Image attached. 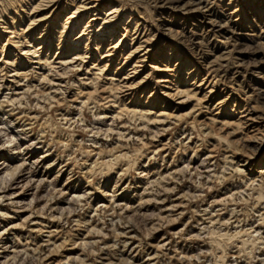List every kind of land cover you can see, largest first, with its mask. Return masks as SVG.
Here are the masks:
<instances>
[{
  "label": "rangeland",
  "instance_id": "1",
  "mask_svg": "<svg viewBox=\"0 0 264 264\" xmlns=\"http://www.w3.org/2000/svg\"><path fill=\"white\" fill-rule=\"evenodd\" d=\"M143 2L0 0V60H4L0 61V78L4 73V78L9 79L6 77L8 71L14 69L5 64V60L23 63L22 58L26 55L22 51L28 41L33 43L32 40L40 36L44 37L40 50L43 59L49 58L51 61L62 57L56 55L59 45V52H64L63 57L71 58L75 52L82 53L84 41L79 44L80 50L76 51L71 49L72 42L76 44L75 39L84 32V24L93 14L90 13L91 5L99 3L101 6L94 12L97 22L89 23L95 24V27L96 24H102L101 18L108 8L117 9L112 23L103 25L105 35L101 45L115 32L114 40L121 39L116 55L100 59L99 66L104 68L103 74L95 75L98 78L95 85L99 92L100 89L108 90L110 77H114L115 84L123 76L130 75L133 76L131 89L125 92L126 95L120 94L119 101H123L127 107L152 112L146 113L151 120L157 119L161 111L176 116L195 107L191 116L182 117L179 121L168 118L162 126L148 124L146 119H133L128 114L116 117L113 111L117 112L114 107L117 104H112V101L100 107L97 103L95 106L89 103L81 112L77 109V103L68 109V104L64 102L49 112V118H46V113L38 114L41 118L32 128L18 136L22 138L30 135L26 140L40 136V124L45 123V138L37 145L39 147L30 159H35L42 151L49 149L51 156L46 163H54L42 177L40 175L45 171V163L32 169L38 176L35 177L38 183L34 182L37 186L30 185L24 192L29 195L20 198L26 204L24 208L28 207L24 213L13 214L12 211L20 209L9 204L6 206L5 201L0 203V211L14 216V219L4 221L0 215V226L15 222L21 224L7 232L8 237L16 234L10 242L0 239V256H3L0 257V264H5L4 261L6 264H264V261L255 258L258 255L264 257V244L255 241L256 231L264 233V222L258 225L262 203L257 201L258 194L264 190V177L261 183L257 176L259 162L264 164V5L258 7L257 0H209L208 10L217 17L216 21L223 22L221 16L232 13L225 20L232 23L235 31L226 41L208 33L204 44L198 46L195 43L199 34L205 33V29L200 24L194 26L195 22L191 20L193 15L178 12L177 9H159L152 0ZM245 14L249 18L248 22L242 21V15ZM71 15L68 24H64L65 18ZM128 17L135 21L124 26L128 30L124 33L120 26ZM12 27L28 30L26 37L9 38L11 33L6 32ZM90 30V46L86 51L89 54L83 58V63L80 56L77 61V64H82V71L68 74V82L76 85H79V78L92 77L90 74L83 75V70L89 69L90 63L97 61L106 49L102 47L96 52L94 44L101 40L96 41V32ZM193 32L194 36L189 37ZM247 33H253L254 36L249 37ZM17 40L19 43H16ZM41 40L34 43V48L38 47L36 44ZM138 44H142L141 49L132 53L131 50ZM143 48L148 52L145 56H141ZM217 57H222V60ZM118 63L122 67L116 70ZM43 64L45 62L41 60L36 65L28 63V66L37 67L41 71L39 69L45 68ZM208 64L211 65L209 69ZM154 65L158 70L151 69ZM135 68L137 72L133 73ZM166 68L169 71H162ZM33 70L37 74V69ZM167 76L170 77V83H159L160 79ZM204 76L206 79L203 85L197 87ZM208 78H211V82ZM32 81L33 78L27 83L33 84ZM70 84L65 92L66 98H71L76 91ZM176 88H191L189 94L197 93L186 99L184 94L175 96ZM205 96L209 101L207 110L196 102ZM182 100L186 101L178 103ZM33 102L30 97L22 101L21 107L38 111L35 105L32 106L35 104ZM43 105L48 108L47 103ZM250 109L262 118L257 126L260 130H254L257 133L251 131L256 127L255 124L248 123L240 127L238 123L240 115L245 118ZM63 112H67L66 120H62L58 114ZM99 113L111 114L112 118L106 119L105 123H111L113 132H106L102 122L96 119ZM120 132L126 133L121 135ZM252 137L255 140L260 138L258 143L261 147L257 151V143L252 142ZM49 139L52 144L47 147ZM161 144L163 148H160ZM11 149V144L6 143V138L0 135V155L11 154ZM94 149L101 151L97 155ZM237 150L240 152H235ZM240 168L243 173L237 171ZM175 169L180 172L172 180L167 173ZM144 171L149 173L146 177L141 175ZM11 181L9 177L0 181V186H4L0 187V195L10 192L13 186ZM63 186L66 192L61 195L60 189ZM107 192L114 197L111 199L104 196L103 193ZM71 194L81 197L75 198ZM123 204H127V208ZM34 207L39 210L38 213ZM162 208L170 209L163 212ZM29 213L33 215L31 220L21 222L22 216L24 218ZM32 220L43 222L44 227L31 230ZM79 239H84L82 244ZM36 249H39L38 252Z\"/></svg>",
  "mask_w": 264,
  "mask_h": 264
},
{
  "label": "bare ground",
  "instance_id": "2",
  "mask_svg": "<svg viewBox=\"0 0 264 264\" xmlns=\"http://www.w3.org/2000/svg\"><path fill=\"white\" fill-rule=\"evenodd\" d=\"M90 1V0H89ZM140 1H148V0H140ZM219 1H223V0H219ZM143 2V3H144ZM153 4L155 6H158L160 7L159 9L161 8H167V9H177L178 12H183V13H190L191 15V20L193 22H195L194 26L196 25H202V29H205V33L204 34H199V38L197 39V42L195 43L196 45L200 46V45H203L204 44V38H207L206 37V34L208 33H211L212 34V37H221L223 39H229V35H233L234 34V27L233 25H231L228 20H225L226 17H229L230 14H232L231 12H229L227 14V16H225L226 14H223L221 17H223L224 21L221 22V21H216L217 17H215L212 13L209 12L208 10V3H209V0H152ZM256 3V2H255ZM257 4H258V7H261L264 5V0H257ZM101 4L99 3H96L95 5H91L90 7V13L93 12V14H91L89 20L87 22H85L84 26L85 29L83 30L84 32H82V34H80L79 36H77V38L75 39L77 42L75 44V41L72 42V45H71V49L73 50H80V46L79 44L82 43L84 41V51L81 53H76L75 52V56L72 55L71 58L69 57H63L64 56V52H59L60 49H61V45H59V47L57 48V52H56V55L59 54V56L61 55L62 57H57V58H53L51 61L49 60V58H45L43 59L42 55H41V48L43 47V44H44V40H43V36H40L37 38V40H32L33 43H29L30 41H28V45L26 46V48H24V50L22 51V53L24 55H26L24 58H22L23 60V63H15V62H11L10 60H5V64L7 65H10L12 67H14L13 70H10L8 71V75L6 77H8L9 79H6L4 78L5 74L3 73V76L0 78V135L3 136L4 138H6V143H10L11 146H12V149L10 150L11 151V154H8L7 156L6 155H0V181H3V179L5 180L6 177L8 179H11L13 180V186L9 189L10 192L7 193V194H2L0 195V203L1 202H4L5 205L6 204H9L15 208H18L20 209V211H12L13 214H18V213H24L26 211V209L28 208H24V202H22L20 200V198H22V196L24 195H29V194H24L25 191H27V188L33 184V186H37L35 185L37 180L35 179V177L37 176L36 174H34V171H32V169L38 167L39 165L45 163V171H43L41 173V177L42 176H45V174L50 171L51 167L53 166V161H49L50 163H46V160L50 155V152L48 150H44L40 153L39 156H37L35 159H30L31 158V155H33L35 153V151L38 149L39 146L37 145H40L42 143V139L45 138V133L44 132V128H46V124H40V130H41V135L40 136H36L34 137L33 139H29V140H26V138L28 139V137H30V135H26L24 137H20L18 136V134L22 133V134H25L26 133V129H31L32 128V125L35 124L39 118H41L38 114L42 113H46V118H49V112L52 111V109L56 106H59L61 103L64 104V102L67 105V108L69 109L70 106H74L73 104L77 103V109L79 110V112L82 111V108L87 106L89 103L93 104L95 106V104L97 103L100 106H104V104H108L112 101V104H117L116 106H114L115 108H117V112L114 110L113 114H115L116 117H120V115L122 114H128L131 118L133 119H137V120H141V121H144L145 119L147 120V123L148 124H157L159 126H162L163 124H165V120L168 119V118H173V119H176L177 121L183 119L182 117H189L191 116V112L194 110V106L191 107V109L185 114H180V115H176V116H171V114H164L163 111H161L159 114H157L156 117H158L157 119H149L147 118V115L146 113H149L151 114L150 112H147L145 111V109H137L135 107H132V106H129L127 107L126 104H124L123 101H119L120 97L119 95L120 94H125V92H127L128 90L131 89V79L133 76H123V78L119 79V81H116V83L114 84L113 81L114 80V77H110L108 80H110V85L107 87L108 90L107 91H104L100 89V92L99 90L96 88V82L95 80L98 79V78H95V75H98V76H101L103 74V70L104 68H100L99 66V63H100V59H107V58H112V56H114V54L119 50V42H121V39L118 38L117 40H114V36L116 35V32L115 33H112L109 35V40H105V44L101 45L102 42H104L103 40V37H104V33H105V30L103 28V25H105L106 23L108 24H111L112 21H113V18L116 17V12H117V9L116 8H113V7H110L108 8V11H106L103 15V18L102 19V24H96V27L94 26L95 24L91 25L92 22L95 21V23L97 22V19L98 18H95V14L94 12L98 11L97 10V7H100ZM77 12H73V14H76ZM115 14V15H114ZM98 15V14H97ZM219 17V18H221ZM69 18H72V15L71 16H68L65 18V22L64 24H68V20ZM242 21L244 22H248V17L247 15H242ZM134 19H131V18H126L123 22V24L120 26L121 27V30L125 32H128V30L126 29L127 27H124V26H128L130 25V23L133 21ZM135 21V20H134ZM70 23V22H69ZM91 23V24H89ZM138 23V22H136ZM75 24V23H74ZM246 24V23H245ZM137 25V24H136ZM65 27V26H63ZM236 27V25H235ZM66 28V27H65ZM95 28V29H94ZM237 28V27H236ZM90 29H93L92 32H96V36H95V40L99 41V39L101 41L97 42L96 44V52L100 51V49L102 47H105V51L103 54H101L99 57H98V60L95 61V62H92L90 63V68L89 69H84L83 70V75H91L92 77H82V78H79V82L77 81V83H79V85H76L75 83H70L68 82V74H70V72L72 71H82V64H77V61L79 60V57L80 56V60L82 61V63L84 62L83 61V58H87L88 55L86 54H89L88 52H86L88 50V47L90 46V44L88 43L89 40H90V33H91V30ZM28 30H25V29H16L15 27H12L10 29L4 32L6 33H11L10 37L9 38H16V39H19L21 38V36H24L26 37V33H27ZM70 32V31H69ZM109 33V32H108ZM194 32L189 36V37H192L194 36ZM107 35V34H106ZM124 35V34H123ZM122 35V36H123ZM188 35V34H187ZM225 35V36H223ZM228 35V36H227ZM247 36L249 37H253L254 34L253 33H247L246 34ZM121 36V37H122ZM185 36V35H183ZM186 37V36H185ZM41 40L39 41L36 45L38 46L37 48H34L35 45L34 43L38 40ZM213 39V38H212ZM113 41V42H112ZM188 41V40H187ZM190 41V40H189ZM207 41V40H206ZM107 42V43H106ZM212 42V41H211ZM16 43H19V40H17ZM70 43V42H69ZM141 43V42H140ZM145 43V41L143 42ZM207 43V42H206ZM206 45V44H205ZM51 47V44H49V48ZM142 47V44H138L137 46H135L133 48V50H131L132 53H136L139 49H141ZM249 47V46H248ZM198 48V47H197ZM146 48H143L142 51H144L141 56H145L148 52L145 50ZM64 50V49H63ZM94 50V48H93ZM244 50V49H243ZM141 51V50H140ZM204 53V52H203ZM220 54V53H219ZM116 55V54H115ZM67 56V55H66ZM91 56V55H90ZM55 57V56H54ZM104 57V58H103ZM96 58V57H95ZM141 58V57H140ZM146 58V57H145ZM220 61L222 60V57H217ZM224 58V57H223ZM25 59V60H24ZM216 59V57H215ZM214 59V60H215ZM3 60V59H2ZM0 60V61H2ZM43 60L45 62V68L47 67V69H39L41 71H38V68L37 67H31L28 66V63H31V64H38L40 63V61ZM90 60V59H89ZM4 61V60H3ZM261 61V60H260ZM258 61V63L260 62ZM257 63V62H256ZM108 65V61H106V65ZM118 65H120L119 63L116 65V70L117 69H120L122 66L120 65L118 67ZM133 67H138V66H133ZM211 67L210 64H208V69ZM1 68V67H0ZM42 68V67H40ZM87 68V67H86ZM207 68V67H206ZM33 69H37V74H34L35 72H33L34 70ZM133 69V68H131ZM151 69H157L158 70V67H156L155 65L154 66H151ZM207 69V71H208ZM23 70V71H22ZM46 70V71H45ZM93 70V71H91ZM188 73L190 74L191 71L190 69L188 68ZM4 71V70H2ZM162 71H169V69H165V70H162ZM53 72V73H52ZM95 72V73H94ZM136 68L135 70H133V73H136ZM52 73V74H51ZM33 74V75H32ZM35 75V76H34ZM206 75V74H205ZM33 76V77H32ZM170 76V75H169ZM167 76V77H164L163 79H160L159 80V83H163V84H168L170 83V77ZM210 77V76H209ZM31 78H33V84L31 83H27L28 80H31ZM38 78V79H37ZM213 78V76L211 77ZM211 78L209 79V81L211 82ZM206 79V77L204 76L202 78V81H200L198 84H197V87L203 85V82L204 80ZM74 80V79H73ZM113 83V84H112ZM213 83V82H212ZM69 84L72 86V87H75V90L73 92V94L71 95V98H68L70 96H68L66 98L65 96V92L66 90L68 89L69 87ZM162 87H167L165 85H163ZM192 89L189 88L187 90H181V89H178L176 88L174 90L175 92V96H178V95H183L185 96L186 99H188L189 97L191 96H194L197 91L195 93H192V94H189V91H191ZM210 92V91H208ZM108 94L104 97V94ZM67 94V93H66ZM60 95V96H59ZM169 95V94H168ZM31 97V99H33V101L35 102V104H33L32 106L34 107H37L38 111L36 110H29L30 108H25L24 107H21L22 104V101L23 100H26ZM205 97H202L201 99H198L196 102H199V105L200 107L202 108H205L206 110L208 109V100L205 99ZM147 101V100H146ZM186 100H182L178 103H183L185 102ZM33 102V103H34ZM114 102V103H113ZM132 101H129L128 103H131ZM27 103V102H25ZM32 103V102H31ZM41 103V104H40ZM44 103H47L48 104V108L46 109L44 107ZM72 104V105H71ZM55 105V106H54ZM121 105V107H120ZM75 107V106H74ZM111 107V106H110ZM181 107V106H179ZM22 109V110H21ZM24 109V110H23ZM76 109V108H75ZM253 109V108H252ZM250 109V112H248V114L246 115L245 118H243V116L240 115L239 117V125L240 127L242 126H245L247 125L248 123H253L256 125V127H252L253 129H251V131L253 130L254 133H257L255 131H259L260 128L257 127L259 124H260V120L262 119L260 117V114L259 115H256L257 112L255 110H252ZM17 110V111H16ZM16 111V112H15ZM58 112V111H56ZM116 112V113H115ZM245 112V111H244ZM66 113L67 112H63V113H58L60 117H62V120H66ZM109 113V112H108ZM108 113H99L98 115V118H96L99 122H102V125L105 127V131H111V123L108 121L109 124H106V119H109V118H112L113 114H112V111H111V114L108 115ZM243 113V112H242ZM246 113V112H245ZM69 115V114H68ZM58 116V115H57ZM114 116V117H115ZM44 117V116H43ZM115 117V118H116ZM14 118V119H12ZM243 118V119H241ZM118 119V118H117ZM68 120V119H67ZM27 121V123H25ZM69 121V120H68ZM97 121V122H98ZM111 121V120H110ZM45 122V121H44ZM113 122V121H112ZM213 122V120H212ZM233 124V123H232ZM236 124V123H235ZM45 127H44V126ZM83 125V124H82ZM254 125V126H255ZM26 126H28L26 128ZM35 126V125H34ZM113 126V125H112ZM122 126V125H121ZM205 126V125H204ZM252 126V125H251ZM98 127V126H96ZM101 127V126H100ZM262 127V126H261ZM99 128V127H98ZM98 128H97V131H98ZM44 129V130H43ZM205 129V128H204ZM241 129V128H240ZM262 129V128H261ZM101 130V129H100ZM120 130V129H119ZM167 129H163V131H166ZM244 130V129H243ZM255 130V131H254ZM95 131V130H94ZM117 131V129H116ZM263 131V130H262ZM100 132V131H99ZM103 132V131H102ZM105 132V134H106ZM113 132V130H112ZM119 132V131H118ZM31 133V132H30ZM101 133V132H100ZM104 133V132H103ZM121 133V132H120ZM120 133H117V134H120ZM126 133V132H124ZM124 133H121L124 134ZM154 133V132H152ZM51 134V133H50ZM96 134V133H95ZM112 134V133H110ZM127 135V134H126ZM155 135V134H154ZM255 135V134H254ZM258 135V134H257ZM261 135V134H259ZM120 136V135H119ZM118 136V137H119ZM130 136V135H129ZM121 137V136H120ZM126 137V136H125ZM257 137V136H255ZM255 137H252L254 138V143H257L256 144V151L261 147L260 144L258 143L260 138H256L255 140ZM260 137V136H258ZM129 138V137H128ZM251 138V137H250ZM121 139V138H120ZM123 139V138H122ZM125 139V138H124ZM187 139V138H186ZM189 139V138H188ZM249 139V138H248ZM5 140V139H4ZM3 140V141H4ZM87 140V139H86ZM250 140V139H249ZM253 140V139H252ZM2 141V140H1ZM248 141V140H247ZM4 143V142H3ZM1 142V144H3ZM161 143V142H160ZM52 144L51 142V139H49L48 143H47V147L50 146ZM6 145V144H5ZM94 145V144H93ZM97 145V144H96ZM180 145V144H179ZM252 146V145H251ZM260 146V147H259ZM5 147V146H4ZM164 145L161 144L160 148H163ZM197 147V146H196ZM227 147V146H226ZM95 148H98L95 146ZM230 148V147H229ZM251 148V147H250ZM253 148V147H252ZM9 149V148H8ZM93 149V147H92ZM158 149V148H157ZM233 149V148H232ZM96 151V154L98 155L99 152L101 151V149H94ZM92 150V151H94ZM155 150V149H154ZM192 150V149H191ZM234 150V149H233ZM242 150V149H241ZM250 150V149H249ZM253 150V149H252ZM231 151V150H230ZM240 152V150H237L235 152ZM5 152V151H4ZM238 152V153H239ZM253 153V152H252ZM99 157V156H98ZM58 159V158H57ZM112 159V158H111ZM225 159V157H224ZM227 159V158H226ZM98 161V160H97ZM57 162V161H56ZM55 162V163H56ZM208 163V162H207ZM58 164V163H57ZM201 164V163H200ZM199 164V165H200ZM246 164V163H245ZM260 165L258 167V170H257V173H258V177L260 178V181L261 183H263V177H264V164H262L261 162H259ZM201 166V165H200ZM60 167V166H59ZM170 167V166H169ZM222 168V167H221ZM200 169V168H198ZM26 170V172H24ZM61 170V169H59ZM223 170V169H222ZM236 170V169H235ZM149 171V170H148ZM147 171V172H148ZM179 170H173V171H168L167 173V176L168 178L170 177L172 180L175 179V176H176V173L178 172ZM225 171V170H224ZM238 172L240 173H243V171L240 169L237 170ZM147 172H143L141 173L142 177H146L149 173ZM180 172V171H179ZM213 174V173H212ZM217 175V174H216ZM39 176V177H40ZM200 177V176H199ZM14 178V179H13ZM38 178V176H37ZM254 178V177H253ZM44 179V178H43ZM206 179V178H205ZM42 180V179H41ZM220 180V179H219ZM40 181V179L38 180ZM50 181V180H49ZM152 181V180H151ZM154 181V180H153ZM35 182V184H34ZM43 182V180H42ZM46 182L48 183V180H46ZM45 182V183H46ZM247 182V181H246ZM5 183V182H4ZM7 183V182H6ZM41 183V182H39ZM44 183V182H43ZM149 183V182H148ZM1 184V183H0ZM9 184V183H8ZM42 184V183H41ZM49 184V183H48ZM52 184V183H51ZM153 184V183H152ZM5 185V184H3ZM7 185V184H6ZM145 185V184H144ZM8 186V185H7ZM6 186V187H7ZM50 186V185H49ZM48 186V187H49ZM157 186V185H156ZM0 187H4V186H0ZM9 187V186H8ZM39 187V186H38ZM64 187V186H63ZM87 187L89 188V184L87 185ZM210 187V186H209ZM263 187V185L261 186ZM33 188H36V187H33ZM40 188V187H39ZM114 188V187H113ZM5 189V188H4ZM58 189V188H57ZM60 189V188H59ZM66 189L65 187L64 188H61L60 189V193L61 195L64 194L66 192ZM78 189V188H77ZM242 189V188H241ZM260 189L259 188V192H260ZM264 189V188H262ZM32 190V189H31ZM36 190V189H35ZM39 190V189H38ZM81 190V189H80ZM87 190V189H86ZM114 190V189H113ZM244 190V189H243ZM34 191V190H33ZM232 191V190H231ZM29 192V191H28ZM56 192V191H55ZM74 192H77L76 190ZM106 192V191H105ZM147 192V191H146ZM239 192V191H238ZM241 192V191H240ZM244 192V191H243ZM3 193V192H2ZM36 193V192H35ZM54 193V192H53ZM52 193V194H53ZM262 193V194H261ZM258 194L257 196V201L260 203H262V206H261V210L260 211L259 209L257 211H260L259 212V219L258 221L260 222L258 225L260 224H263L264 222V190L263 192H261ZM32 194V193H31ZM30 194V195H31ZM47 194V193H46ZM87 194H88V191H87ZM104 196L106 197H110L112 199V197H114L111 193H103ZM114 194V193H113ZM33 195V194H32ZM60 195V194H59ZM58 195V197H59ZM72 195V194H71ZM34 196V195H33ZM57 196V195H55ZM45 197V196H44ZM48 197V196H47ZM54 197V196H53ZM66 197V196H65ZM72 197H81L80 195H72ZM83 197V196H82ZM69 198V197H68ZM71 198V196H70ZM109 198V199H110ZM228 198V197H227ZM35 199V198H34ZM37 199V198H36ZM46 199V197H45ZM50 199H51V196H50ZM107 199V198H106ZM218 199H221V198H218ZM69 200V199H68ZM71 200V199H70ZM82 200V199H81ZM26 201V200H25ZM29 201L30 198H29ZM49 201V200H48ZM47 201V203H48ZM78 201V200H77ZM225 201V200H224ZM7 202V203H6ZM69 202V201H68ZM81 202V201H80ZM115 202V201H114ZM113 202V203H114ZM63 203V202H62ZM102 203V202H101ZM100 203V204H101ZM107 203V202H106ZM105 203V204H106ZM116 203V202H115ZM114 203V204H115ZM159 203V202H158ZM157 203V204H158ZM180 203V202H179ZM44 204V203H43ZM70 204V203H69ZM80 204V203H79ZM98 204V203H97ZM3 205V204H2ZM30 205H31V202H30ZM29 205V206H30ZM35 205V203H34ZM53 205L52 204V208H53ZM56 205V204H55ZM103 205V204H101ZM113 205V204H111ZM116 205V204H115ZM119 205V204H117ZM124 205V204H123ZM261 205V204H259ZM7 206V205H6ZM26 206V204H25ZM28 206V204H27ZM40 206V205H38ZM44 206V205H42ZM50 206V205H49ZM48 206V207H49ZM66 206V205H65ZM68 206V205H67ZM126 206H128L126 204ZM124 205V208L126 207ZM175 206V205H174ZM10 207V206H8ZM101 207V206H100ZM106 207V206H105ZM168 207V206H167ZM170 207V206H169ZM176 207V206H175ZM12 208V207H11ZM32 208V207H31ZM35 208V207H34ZM46 208V207H45ZM61 207H59L60 209ZM68 208V207H67ZM111 208V207H109ZM127 208V207H126ZM129 208V207H128ZM172 208V207H171ZM1 209V208H0ZM33 209V208H32ZM36 209V213L39 212V210ZM43 209V208H42ZM41 209V210H42ZM51 209V208H50ZM57 209V207H56ZM167 209H170V208H167ZM167 209H164L162 208L163 212L166 211ZM9 210V209H8ZM16 210V209H14ZM28 210V209H27ZM31 209H29L30 211ZM49 210V209H48ZM58 210V209H57ZM71 210V209H70ZM131 210V209H130ZM237 210V209H236ZM34 211V209H33ZM38 211V212H37ZM50 211V210H49ZM59 211V210H58ZM134 211V210H133ZM176 211V210H175ZM28 212V211H27ZM45 212V211H44ZM160 212V211H159ZM53 213V212H52ZM51 213V214H52ZM170 213V212H169ZM231 213V212H230ZM40 214V213H39ZM255 214V213H254ZM0 215L2 216V219L4 221H8L9 219H14V216H12V213H8L6 211H0ZM93 215V214H92ZM159 215V214H158ZM164 215V214H163ZM33 215H31V213H29L28 215L26 214V216H22V219H21V222L26 220L27 219H30ZM21 216H19L18 218H20ZM164 216H162L163 218ZM168 217V216H167ZM128 218V217H127ZM159 218V217H158ZM161 218V217H160ZM1 219V220H2ZM17 219V218H16ZM169 219V218H167ZM173 219V218H172ZM31 220V219H30ZM119 220V218H118ZM212 220V219H211ZM209 220V221H211ZM14 221V220H13ZM86 221V220H85ZM123 221V220H121ZM169 221V220H168ZM208 221V220H207ZM227 221V220H226ZM19 222V221H17ZM29 222V221H28ZM31 224L30 225H33L30 226L32 227L31 230H34V228H37L39 227L37 230L41 229L42 227H44L41 223V221H30ZM75 222V221H74ZM77 222V221H76ZM89 222V221H88ZM113 222V220H112ZM2 223V222H1ZM4 223V222H3ZM8 223V222H7ZM225 223V222H224ZM74 224V223H73ZM114 224V223H113ZM9 225V224H8ZM6 225V226H8ZM21 224L20 223H13L11 225H9L8 227L6 226H0V239H3L4 241L6 242H10L12 240V238L16 235V234H11L12 237H8V234L7 232L8 231H13L15 230L16 228H18ZM80 226V225H79ZM257 226V225H256ZM85 227V226H84ZM50 228V227H49ZM48 228V229H49ZM88 228V227H87ZM90 228H95V227H90ZM237 228V227H236ZM242 228V227H241ZM253 228V227H252ZM53 229V227H52ZM51 229V230H52ZM57 229V228H56ZM258 229V228H257ZM44 230V229H43ZM92 230V229H91ZM98 230V229H97ZM155 230V229H154ZM259 230V229H258ZM48 231V230H47ZM87 231V229H86ZM96 231V230H95ZM15 232V231H14ZM39 232V231H38ZM90 232V230L88 231ZM98 232V231H97ZM254 232V231H253ZM50 233V231L48 232ZM52 233V232H51ZM250 233V232H249ZM42 234V233H40ZM18 235V234H17ZM191 235V234H190ZM193 235V234H192ZM255 235H256V239L255 241L257 240V242L259 244H264V233L262 232H259V231H256L255 232ZM84 237V236H83ZM15 238V237H14ZM80 240V239H79ZM84 240V239H83ZM83 240H80L79 242H83ZM45 241V240H44ZM49 241V240H48ZM3 242V241H2ZM98 242V241H97ZM128 242V241H127ZM48 243V242H47ZM51 243V242H50ZM53 243V242H52ZM51 243V244H52ZM57 243V242H56ZM87 243V242H86ZM85 243V244H86ZM5 244V243H4ZM74 244V243H73ZM82 244V243H81ZM93 244V243H92ZM125 244V243H124ZM47 245V244H46ZM80 245V244H78ZM87 245V244H86ZM90 245V244H89ZM260 245V246H261ZM7 246V245H6ZM61 246V245H59ZM4 247V246H3ZM29 247V246H28ZM52 247V246H49V248ZM58 247V246H57ZM86 247V246H85ZM1 248V247H0ZM12 249V247H10ZM9 248V249H10ZM26 248V247H25ZM34 248V247H33ZM261 248V247H260ZM5 249V248H3ZM24 249V247H23ZM53 249H54V246H53ZM130 249V248H129ZM13 250V249H12ZM10 250V254H11V251ZM34 250V249H32ZM37 250V249H36ZM39 250V249H38ZM37 250V252H38ZM74 250V249H73ZM248 250V249H247ZM16 252L18 251V249L15 250ZM41 251V250H40ZM51 250H49L50 252ZM53 251V250H52ZM35 252V251H33ZM36 252V254H37ZM4 253V252H2ZM19 253H21L19 251ZM26 253V252H25ZM8 254V253H7ZM18 254V252H17ZM24 254V253H23ZM14 255V254H13ZM43 255H45L43 253ZM70 255V254H69ZM151 255V254H150ZM180 255V254H179ZM36 256V255H35ZM41 256V255H40ZM76 256V255H74ZM80 256V255H79ZM250 256V255H249ZM0 257H3V256H0ZM5 257V256H4ZM8 257V255H7ZM10 257V256H9ZM37 257V256H36ZM6 258V257H5ZM74 258V257H73ZM72 258V259H73ZM78 258V257H77ZM80 258V257H79ZM180 258V257H179ZM255 258H257V260H260L261 262L264 261V257H260L259 255L258 256H255ZM8 259V258H6ZM13 260L15 259V257L12 258ZM41 259V257H40ZM38 259V260H40ZM43 256H42V261H43ZM65 260V259H64ZM68 260V258H67ZM78 260V259H77ZM9 261V260H8ZM42 261H39V262H42ZM46 261V260H45ZM63 261V260H62ZM73 261V260H72ZM71 261V262H72ZM124 261V260H123ZM126 261V260H125ZM129 261V260H128ZM1 262V261H0ZM80 262V261H78ZM153 262V261H152ZM4 263L6 264V262L4 261ZM64 263V262H63ZM68 263V262H67ZM74 263V261H73ZM46 264V262L44 263ZM69 264V263H68Z\"/></svg>",
  "mask_w": 264,
  "mask_h": 264
}]
</instances>
